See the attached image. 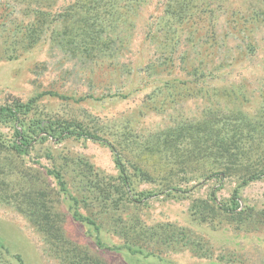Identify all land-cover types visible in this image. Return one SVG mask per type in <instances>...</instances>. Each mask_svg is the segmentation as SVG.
Returning <instances> with one entry per match:
<instances>
[{"label":"trees","instance_id":"16d2710c","mask_svg":"<svg viewBox=\"0 0 264 264\" xmlns=\"http://www.w3.org/2000/svg\"><path fill=\"white\" fill-rule=\"evenodd\" d=\"M140 30L142 64L133 47ZM263 40L264 0H0V62L48 44L74 63V78L88 90H46L0 105V202L33 224L44 256L57 264H106L68 238L64 203L76 221L98 231L105 226L123 240L121 249L144 257L159 258L162 248L209 255L184 228L141 218L150 198L181 199L203 181L237 186L226 203L217 202L215 191L193 202L195 221L248 232L264 224V202L238 211L241 190L264 177V63L251 92L237 73ZM143 92L136 116L100 117L83 108L60 114L44 103L124 100ZM188 103L196 108L183 113ZM148 112L170 120L141 125ZM68 140L109 147L117 175H101L87 160L71 161L48 147ZM43 146L51 166L32 168L29 157ZM0 264L24 260L0 244Z\"/></svg>","mask_w":264,"mask_h":264},{"label":"rangeland","instance_id":"374dc122","mask_svg":"<svg viewBox=\"0 0 264 264\" xmlns=\"http://www.w3.org/2000/svg\"><path fill=\"white\" fill-rule=\"evenodd\" d=\"M134 44L135 53H139L142 31ZM126 60H133L131 53L126 55ZM138 63L146 60L141 58V53L134 57ZM264 63V40L259 53L253 59L246 61L238 68L237 73L246 77L249 91L256 90V79L262 74ZM45 64V65H44ZM44 66L36 69V67ZM74 63L64 60L61 53L52 50L48 44L42 45L34 51L24 55L19 60L0 62V105L7 100L19 98L27 100L35 93L46 90L70 92L69 94L87 93L82 82L74 78L72 70ZM63 76V77H62ZM242 76V77H243ZM70 89L71 91H68ZM75 91V92H74ZM144 92L135 97L124 100L107 99L104 101L88 100L81 103L70 99L44 100L50 110L60 114H77L79 108L86 109L93 115L104 117L112 115H125L131 112L136 116ZM196 105L185 104L183 113H190ZM170 120L167 114L146 113L140 116L141 125L155 128L159 124H166ZM48 146V145H46ZM44 147L38 148V156L32 154L28 164L32 168L45 170L51 166L45 154ZM55 154L68 155L72 160L78 157L87 160L101 175L116 176L114 156L110 148L99 142L68 140L62 144L49 145ZM50 176V175H49ZM50 181V178H48ZM52 180V178H51ZM53 178V183H54ZM236 181L218 180L203 181L196 184L187 197L181 199L168 198L166 195H157L148 200L147 208L141 212V218L148 225L172 223L184 228L193 239L200 240L205 245L207 257L194 255L189 250L172 252L164 250L159 253L161 257H144L133 255L121 249L123 240L119 235L101 226L100 231L87 223L76 221L68 213L66 204L60 206L62 213L66 214L65 229L68 238L80 245L90 248L91 252L99 255L106 264H264V224L256 226L250 232L244 226L238 227L230 223H200L192 217L191 206L199 199H206L211 191L216 192L218 203H226L231 197ZM150 188L142 184L140 189ZM76 190V189H75ZM241 208L246 204L255 205L264 202V177L245 186L241 192ZM131 211V210H130ZM84 215L87 210L81 209ZM219 222V221H218ZM101 225V223L99 222ZM108 227V226H107ZM100 242V243H99ZM0 244H3L12 254H19L24 264H57L44 256L42 240L36 228L22 214L13 207L0 202ZM158 254V253H157Z\"/></svg>","mask_w":264,"mask_h":264}]
</instances>
